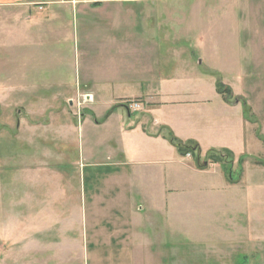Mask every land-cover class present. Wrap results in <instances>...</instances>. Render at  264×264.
<instances>
[{
  "label": "rangeland",
  "instance_id": "1",
  "mask_svg": "<svg viewBox=\"0 0 264 264\" xmlns=\"http://www.w3.org/2000/svg\"><path fill=\"white\" fill-rule=\"evenodd\" d=\"M59 1L63 0L45 5L42 12L0 8V264H90L86 259L93 256V249L71 244L76 229L70 226L63 232L44 215L51 208L71 213L67 204L72 197L81 201L80 196L104 187V179L126 175L119 163V132L142 118V112L131 107L137 99L120 100L131 114L125 107L114 108V97L134 96L135 84L123 81L118 90L120 82H114L118 74L112 69L124 63L132 68L140 60L162 77L183 74L186 66L188 82L213 67L216 79L235 90L228 95L230 100L236 99L235 94L243 99L244 144L233 157L220 158L216 151L206 150L210 143L230 142L222 131L224 135L208 134L199 125L191 128L192 140L183 141L167 126L158 129L166 135L170 130L185 144L201 141L200 162L216 163L210 167H222L229 180L240 184L219 192L226 202L218 218H212L210 198L206 192L197 195L194 172L176 169L171 174L182 172L187 181L177 185L183 197L175 204V231L152 226L154 206L135 191L129 203L118 195L111 200L112 218L127 219V203L128 209L141 213V232L167 246V264L171 258L178 264H264V0H147L151 8L125 3L88 10ZM38 12L49 19L15 22L21 14ZM108 16L142 20L136 27H120L104 23ZM137 34L144 39L142 55L135 49ZM247 71L250 79L243 80L241 73ZM130 72L126 74L135 75ZM89 76L106 83L110 91L99 94L91 106L86 105L88 94L65 102L66 96L88 86ZM182 78L175 79L177 84ZM113 108L109 121L97 125ZM148 113L158 121L164 119L158 110ZM215 122L225 124L222 118ZM199 153L182 155L194 159ZM147 166L140 175H158L152 165ZM133 167L131 176L137 172ZM156 217L159 222L165 218ZM65 233L68 241L62 239ZM59 242L71 247H53Z\"/></svg>",
  "mask_w": 264,
  "mask_h": 264
},
{
  "label": "crops",
  "instance_id": "2",
  "mask_svg": "<svg viewBox=\"0 0 264 264\" xmlns=\"http://www.w3.org/2000/svg\"><path fill=\"white\" fill-rule=\"evenodd\" d=\"M54 1L0 0V8H17L22 14L35 8H41L39 12H42L45 5H52ZM147 2V0H63L60 3H65L75 8L80 6V8L88 10L91 6L114 7L115 4L125 3H141L151 8L152 6L148 5ZM39 12L29 16L21 14L16 17L15 22L22 24L23 22L33 20L32 22L34 23H41L49 19L46 13L41 16ZM106 13L103 16H106ZM98 20L94 21V23H100ZM106 20L104 23H107V25L116 24L120 25V27H125L126 24H129L136 27L142 19L136 18L133 22H130L131 20L128 21L125 17L108 16ZM137 36H139V39L135 43V49L138 54L142 55L144 54V51H142L144 39L142 34H137ZM124 49L126 50L125 44ZM139 63L140 65L138 64L132 68L131 66L127 68V64L124 63V65H119L118 69H112L118 74V77L114 80V82H120L118 90L121 83L124 84L123 81L129 80L135 84L133 86L135 90L132 93L134 96H113L114 104L112 105L114 108L125 107L120 105V100L122 99H137V102L140 104V108L137 110L142 112V118L134 124L132 122L125 124L119 132L121 133V142L119 144L121 147V160L119 163L125 167L124 169L128 174L126 173V175L117 178L104 179V187L101 189L95 188L96 191L91 190L89 194L80 196L81 201H79L78 197L76 199L72 197L70 204H67L69 209H71V213L51 208L47 211L48 214L44 215L45 219L50 217L51 220H54V224H59L63 232L65 229L68 230L70 226L76 229V241L71 242V244L73 243V248L80 250H86L88 247L93 249V256H88V259H86L90 260V264H167L166 261L169 258L167 257V252L164 250L167 246L159 243L158 240L151 241L146 238L141 232V213H136L134 210L127 208L128 201L132 197L130 195L132 192L135 191V194L142 196V198L144 197L143 200L148 201V205L154 206L153 208L151 207L150 215L152 218L149 219L152 226L162 225L164 227L163 230L169 229V231H175V219H173L176 210L175 204L179 197H183L178 194L181 188L177 185L180 183L185 184V181H187V177L185 178L182 172L173 176L176 169L194 172L197 195L206 192V195L210 198L208 200L210 201V207H212L211 210L213 209L212 218H218L216 214L219 215L220 210L224 208V203L226 202L225 195H221L219 192H222L225 188L236 189L240 184V181L229 180L226 176L227 172H224L222 167L213 169L210 167V165L217 166L216 163L207 162L206 166L200 167L198 157L194 156L193 159L192 156L187 157L182 155L179 149L170 143L168 136L158 129L161 125L167 126L183 141L184 139L185 141L192 140L191 128L199 125H202L208 134H215L217 133L216 131H219V134H223L222 132H224L230 136V142L222 143L219 146L210 143L209 149L206 150L228 148L235 155L238 147L244 144L243 137L245 134V121L247 119L240 102L243 99H240V96L234 93L236 99L234 101L227 100L217 90L218 73L217 69L213 67H210L211 71L206 73L201 72L195 79V82H191L192 80L188 82L186 66L182 71L183 74L162 77L154 73L152 65H148L142 60ZM127 70H130V73L134 71L135 75L131 74L128 76L126 74ZM181 76L183 77L182 84L180 82L177 84L175 79ZM250 76L249 71L241 73L243 80L245 78L250 79ZM248 82L252 86L255 85L254 81L248 80ZM86 83L88 86L84 90H77L76 94L66 96L65 102L72 101L71 103H73L77 101L78 95L88 94L86 95V105L91 106L97 102L99 94H102L107 89L110 91V86L106 89V83L100 81V79L97 80L95 77L90 78L89 76ZM111 84L113 85V82ZM230 90L232 92L235 91L232 87ZM116 103L117 105H115ZM247 104L248 102L245 101L244 105L247 106ZM114 108L110 109V113V110L108 111L104 120L101 122L97 121L96 124L101 126L106 124L112 117ZM125 108L131 114L128 107ZM150 109L160 111L164 115V119L158 121L157 117L149 116L148 111ZM228 116L230 117L228 118ZM84 117L85 115L82 116L81 122L84 120ZM216 118H222L225 124L217 125L215 122ZM186 130H190V133ZM196 139L200 140L198 137ZM199 142L202 157L204 148L201 141ZM147 165H152L151 167H154V172L156 170L159 172L158 175H140V172L142 173L143 170L147 169ZM130 166H134L133 168L137 171L134 176L130 175L132 171V168H129ZM171 171L173 172L172 174ZM57 180H59L58 184H62L60 178ZM116 195L121 196V198L128 202L126 207H124L126 208L125 215L127 219L119 218L116 221L117 219L112 218L114 210L109 208V203L111 200L116 199ZM160 214L161 217H165L161 222L156 217ZM154 216L155 218H153ZM65 235L67 233L61 234L62 239L67 237ZM64 240L68 241V239ZM65 244L59 242L53 245V247H71ZM47 247L50 246L47 245ZM99 248H102V250L97 251L96 249ZM145 249L147 250L146 252L144 251ZM144 253L148 254L137 258V254L142 255ZM171 259H173V262L170 264H178L174 262V258Z\"/></svg>",
  "mask_w": 264,
  "mask_h": 264
},
{
  "label": "trees",
  "instance_id": "3",
  "mask_svg": "<svg viewBox=\"0 0 264 264\" xmlns=\"http://www.w3.org/2000/svg\"><path fill=\"white\" fill-rule=\"evenodd\" d=\"M217 90L220 91L225 97L227 100H230L229 98V94L232 93V90H230V88L226 87L221 81H218L217 83ZM111 112V110L109 111V113ZM169 133H168V138L170 140V143L174 144L178 149L179 151L182 153V154H185L187 152H201V149H200V144L198 142H192V141H189V143L185 144L183 143L182 141L178 140L174 135L173 133L170 131V130H167ZM211 153L216 151L217 155L220 156V158H224V156L226 157H233V153H231L230 151L228 150H210ZM198 157V156H197ZM196 157V158H197ZM198 159V158H197ZM219 159V158H217ZM207 162V160L205 161ZM198 164L200 167H203L204 166V163H201L200 161H198Z\"/></svg>",
  "mask_w": 264,
  "mask_h": 264
},
{
  "label": "built area",
  "instance_id": "4",
  "mask_svg": "<svg viewBox=\"0 0 264 264\" xmlns=\"http://www.w3.org/2000/svg\"><path fill=\"white\" fill-rule=\"evenodd\" d=\"M86 99H87V98H86ZM139 105H140V104H139L137 101H135V102H133V104H132L131 107H133L134 110H137V109L140 108Z\"/></svg>",
  "mask_w": 264,
  "mask_h": 264
},
{
  "label": "water",
  "instance_id": "5",
  "mask_svg": "<svg viewBox=\"0 0 264 264\" xmlns=\"http://www.w3.org/2000/svg\"><path fill=\"white\" fill-rule=\"evenodd\" d=\"M198 155H199V156H198V161H200L201 154L199 153ZM207 164H208L207 162H204V166H206Z\"/></svg>",
  "mask_w": 264,
  "mask_h": 264
}]
</instances>
